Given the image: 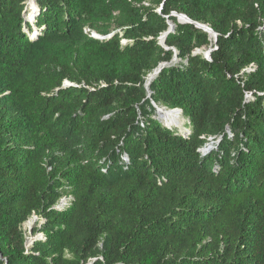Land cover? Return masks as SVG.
<instances>
[{"label": "trees", "instance_id": "16d2710c", "mask_svg": "<svg viewBox=\"0 0 264 264\" xmlns=\"http://www.w3.org/2000/svg\"><path fill=\"white\" fill-rule=\"evenodd\" d=\"M33 1L0 0V264H264V0Z\"/></svg>", "mask_w": 264, "mask_h": 264}, {"label": "water", "instance_id": "95a60500", "mask_svg": "<svg viewBox=\"0 0 264 264\" xmlns=\"http://www.w3.org/2000/svg\"><path fill=\"white\" fill-rule=\"evenodd\" d=\"M35 6H36V2H35ZM173 15L176 16V17L178 18V20H179L180 22H182V23H184V22L193 23V24H195L198 28H201V29L207 31L208 33H210L211 36L214 37V41L217 42L218 34H217V33H216V32H215L210 26H208L207 24H203V23H200V22H197V21H193V20L190 19L187 15L182 14V13L174 12ZM169 24H170V30L167 31V32L164 34V36L161 38V44L164 43L163 40H164V38L166 37V35H167L170 31H172V30L175 28V23H174V22H172V21L169 20ZM92 36L95 37V38H99V39H103V38H105V36H103V35H101V34H98V33H96V32H93ZM108 37H110V35H109ZM197 52L200 53V52H202V51H200V49H198ZM211 52H212V49H208L207 51H205V52H203V53H204V55H205L207 58H210V57H211ZM160 70H161V68H160L158 71H156L155 73L149 75V77H150L151 79L149 80L148 85L150 84V82L153 80V78L155 77V75H156ZM66 85H72V83L69 82V81H66ZM153 104H154V106L156 107L158 113L160 114V111H162V107H160V106H159L157 103H155V102H153ZM163 107H164V106H163ZM165 108H166V107H165ZM167 109H168V108H167ZM168 110H170V111H172V112H178V113L180 112V113H182V110H181L180 108H174V109H168ZM160 116H161V114H160ZM169 126H170V125H169ZM177 127H178V126H177ZM202 150H203L204 152H207L209 149H207V148L204 149V148H203ZM66 200H67V198H66V197H63V198L60 200V202H59L56 206H54V207H55V208H64V207L66 206V204H67V201H66ZM37 218H38V216L35 215V216H34V220H36ZM43 237H44V236H43V233H40V234H37V235L32 236V237H30V238H27V239H26V245H27L28 247H30L31 245H33V243H34L36 240H38L39 238H43Z\"/></svg>", "mask_w": 264, "mask_h": 264}, {"label": "rangeland", "instance_id": "374dc122", "mask_svg": "<svg viewBox=\"0 0 264 264\" xmlns=\"http://www.w3.org/2000/svg\"><path fill=\"white\" fill-rule=\"evenodd\" d=\"M29 2H30V0H29ZM30 5H32V7L35 9V4L34 3H30ZM28 6H29V3H28ZM31 8V7H30ZM30 16V12L28 13V15H27V17H29ZM32 20V19H31ZM111 30H114V27H111L110 28V31ZM33 33H35V31H33L32 32V34ZM124 41V40H123ZM198 51V49L196 50V52ZM200 51H202V52H205V51H207V49H204V50H201L200 49ZM177 56V55H176ZM160 107H162V109H165V107H163V106H160ZM177 114H179L178 115V117H177V122L178 123H180V122H182L184 125H182V126H179L178 128L181 130V131H186L187 129H188V125H187V119L185 118V117H183V115H182V113H178L177 112ZM181 114V115H180ZM161 118H162V116H161ZM163 119V118H162ZM163 121H164V119H163ZM164 123H165V121H164ZM179 125V124H178ZM187 128V129H186ZM217 140H213L212 139V142H209L208 144H207V146L206 147H204V149L205 148H207V149H209L208 151H210V149H212L213 147H214V142H216ZM208 151H207V153H208ZM67 204L70 202V198L68 199L67 198ZM35 216V215H34ZM34 216H32L30 219H33L34 220ZM29 219V220H30ZM28 220V221H29ZM28 221H26L24 224H23V230H24V232H25V235H26V238H30V237H32V236H35V235H37V234H40V233H36V234H34L33 232H34V229H35V227H37V226H41V224H43L44 223V220L43 219H41V218H37L36 220H34V223L30 226V225H28Z\"/></svg>", "mask_w": 264, "mask_h": 264}, {"label": "bare ground", "instance_id": "6f19581e", "mask_svg": "<svg viewBox=\"0 0 264 264\" xmlns=\"http://www.w3.org/2000/svg\"><path fill=\"white\" fill-rule=\"evenodd\" d=\"M31 3H34L33 0L30 1ZM151 78L149 77V80ZM160 114L162 116V118L164 119L165 123L170 125V126H182L184 125L182 122L178 123L176 120H177V117L179 114H177V112H172L170 110H168L167 108L165 109H162V111H160ZM181 115V114H180ZM179 118V117H178ZM179 124V125H178ZM34 223V220L33 219H30L28 221V225H32Z\"/></svg>", "mask_w": 264, "mask_h": 264}, {"label": "built area", "instance_id": "2783aa9c", "mask_svg": "<svg viewBox=\"0 0 264 264\" xmlns=\"http://www.w3.org/2000/svg\"><path fill=\"white\" fill-rule=\"evenodd\" d=\"M147 4V3H146ZM123 42H125V39H124V41ZM69 199V198H68ZM69 204V203H68ZM67 205V204H66Z\"/></svg>", "mask_w": 264, "mask_h": 264}]
</instances>
